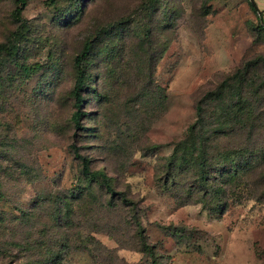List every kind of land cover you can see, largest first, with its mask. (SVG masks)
I'll return each instance as SVG.
<instances>
[{"label": "rangeland", "instance_id": "rangeland-1", "mask_svg": "<svg viewBox=\"0 0 264 264\" xmlns=\"http://www.w3.org/2000/svg\"><path fill=\"white\" fill-rule=\"evenodd\" d=\"M16 1L0 0V264H53V255L54 264H264V204L236 177L264 148V126L217 135L221 111L208 105L209 182L198 187L196 170L184 169L167 179L197 104L243 64L264 59L250 0H184L178 38L155 69L164 109L150 95L134 104L111 83L116 60L99 28L106 0H26L21 20ZM251 1L264 16V0ZM88 41L86 116L77 131L75 60ZM12 44L15 55L4 50ZM35 64L37 74L22 73L21 65ZM74 144L114 195L101 178L83 177Z\"/></svg>", "mask_w": 264, "mask_h": 264}, {"label": "trees", "instance_id": "trees-1", "mask_svg": "<svg viewBox=\"0 0 264 264\" xmlns=\"http://www.w3.org/2000/svg\"><path fill=\"white\" fill-rule=\"evenodd\" d=\"M101 1L105 0H90L96 3ZM16 4L13 16L21 20L27 2L17 0ZM250 6L259 18V28L264 32L263 14L251 0ZM115 13L116 15H113ZM184 14V0H106V25L99 28L104 30L108 39L106 43L111 45L108 50L110 58L116 60L115 64L111 65L112 72H109L113 74L111 83L124 88L125 98L132 97L134 104L136 99L147 101V96L150 95L159 109L166 108L168 95L166 89L155 83V69L169 47L177 40ZM25 29V25H22L15 36L24 34ZM92 48L93 42L88 41L75 60L78 75L73 92L76 112L72 121L77 131L83 129L82 121L86 116L83 113V92L88 75L83 64L91 56ZM4 50L10 55H15L17 46L12 44ZM140 68L144 69L143 73L139 71ZM20 69L23 74L30 76L37 74L42 67L40 64L21 65ZM261 71L264 72L263 58L246 62L197 104L196 123L188 129L183 139L174 143L168 180L172 179L173 172L184 169L192 172L196 170L198 187L204 188L209 182L211 171L207 158L210 156L214 139L210 140L212 137L208 130V105L212 104L215 109L221 111V115L216 118L214 133L217 135L227 136L233 132L255 134L264 126V79L261 82L258 79ZM73 146L76 156L81 160L83 177L91 182L101 178L107 191L114 195V189L106 177L100 172L92 171L91 161L81 157L78 154L79 148L75 144ZM223 158L229 159L228 155ZM243 164H246V167L242 173L238 172L236 177H243L250 182L256 190L257 202L264 204V148H256ZM123 202L128 204L129 201L124 199ZM143 251L150 258H156L155 248L145 242ZM52 259L53 264L57 262L54 255Z\"/></svg>", "mask_w": 264, "mask_h": 264}]
</instances>
